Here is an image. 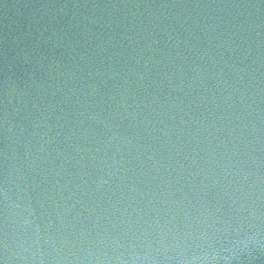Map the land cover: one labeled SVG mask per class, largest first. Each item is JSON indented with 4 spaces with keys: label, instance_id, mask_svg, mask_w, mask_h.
Wrapping results in <instances>:
<instances>
[{
    "label": "water",
    "instance_id": "95a60500",
    "mask_svg": "<svg viewBox=\"0 0 264 264\" xmlns=\"http://www.w3.org/2000/svg\"><path fill=\"white\" fill-rule=\"evenodd\" d=\"M0 264H264V0H0Z\"/></svg>",
    "mask_w": 264,
    "mask_h": 264
}]
</instances>
